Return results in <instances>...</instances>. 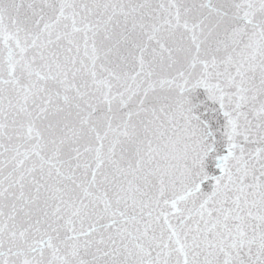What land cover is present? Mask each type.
<instances>
[{
  "label": "snow or ice",
  "instance_id": "1",
  "mask_svg": "<svg viewBox=\"0 0 264 264\" xmlns=\"http://www.w3.org/2000/svg\"><path fill=\"white\" fill-rule=\"evenodd\" d=\"M0 264H264V0H0Z\"/></svg>",
  "mask_w": 264,
  "mask_h": 264
}]
</instances>
